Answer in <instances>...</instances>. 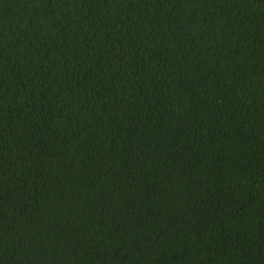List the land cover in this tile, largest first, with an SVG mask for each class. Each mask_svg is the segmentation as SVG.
<instances>
[{"label": "trees", "instance_id": "obj_1", "mask_svg": "<svg viewBox=\"0 0 264 264\" xmlns=\"http://www.w3.org/2000/svg\"><path fill=\"white\" fill-rule=\"evenodd\" d=\"M0 264H264V0H0Z\"/></svg>", "mask_w": 264, "mask_h": 264}]
</instances>
